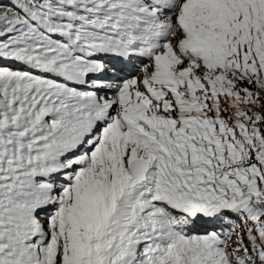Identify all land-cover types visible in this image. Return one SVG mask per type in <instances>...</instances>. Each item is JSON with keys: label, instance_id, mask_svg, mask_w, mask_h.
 Returning a JSON list of instances; mask_svg holds the SVG:
<instances>
[{"label": "snow or ice", "instance_id": "snow-or-ice-1", "mask_svg": "<svg viewBox=\"0 0 264 264\" xmlns=\"http://www.w3.org/2000/svg\"><path fill=\"white\" fill-rule=\"evenodd\" d=\"M0 264H264V0H0Z\"/></svg>", "mask_w": 264, "mask_h": 264}, {"label": "trees", "instance_id": "trees-1", "mask_svg": "<svg viewBox=\"0 0 264 264\" xmlns=\"http://www.w3.org/2000/svg\"><path fill=\"white\" fill-rule=\"evenodd\" d=\"M5 2H6V0H5Z\"/></svg>", "mask_w": 264, "mask_h": 264}]
</instances>
